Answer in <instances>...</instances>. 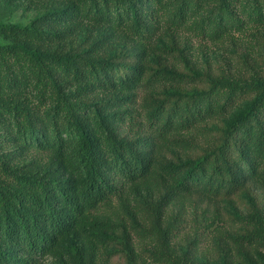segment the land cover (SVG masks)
<instances>
[{
	"label": "rangeland",
	"instance_id": "374dc122",
	"mask_svg": "<svg viewBox=\"0 0 264 264\" xmlns=\"http://www.w3.org/2000/svg\"><path fill=\"white\" fill-rule=\"evenodd\" d=\"M131 4L143 32L122 0H0V43L25 48L0 50V190L30 177L61 210L80 204L38 264H264V107L249 133L230 129L264 96V0ZM157 111L173 117L165 135L148 126ZM122 112L146 124L129 131ZM78 125L98 150L106 130L143 141L147 175L104 171L119 192L87 206Z\"/></svg>",
	"mask_w": 264,
	"mask_h": 264
},
{
	"label": "trees",
	"instance_id": "16d2710c",
	"mask_svg": "<svg viewBox=\"0 0 264 264\" xmlns=\"http://www.w3.org/2000/svg\"><path fill=\"white\" fill-rule=\"evenodd\" d=\"M123 4L130 5V14L135 22L137 30L144 31L140 25L139 15L135 7L132 6V0H122ZM25 49L19 43L1 44L0 50ZM33 53V52H27ZM207 92H203L205 95ZM264 107V96L259 95L252 106L241 115L233 124L231 130H242L250 132V116ZM206 112V111H205ZM199 103L193 102L192 119L195 116H203ZM137 113L122 112L119 120L126 121L129 131H139L146 124L140 120ZM148 126L153 128L161 135H165L172 130L174 120L171 115L166 118L161 117L160 112H156L148 118ZM189 121V118H186ZM80 139L81 162L92 173L86 188L82 191V199L89 207H94L98 202L103 201L119 190L115 182L104 174V171H110L111 174L119 175L127 181H135L138 178L147 175V166L143 162L144 158L134 149V145L143 144L141 140L133 143L125 142L110 134L109 139L105 140L100 149H96L95 143L89 134L81 126H76ZM109 141V142H108ZM134 144V145H133ZM146 159V158H145ZM202 158L198 161L195 168H191L186 175L193 176L194 169L201 168ZM225 170L230 175L225 185H235L241 183L240 174L232 170L229 165ZM220 172V170H217ZM18 186L23 188L19 192H9L0 190V203L2 207V216L0 217V235L6 242V247L0 246V264H38L36 254L44 251L48 245L55 243L56 239L65 231L71 229L77 220L81 211V206L74 196H66L68 207L61 210L54 205V200L50 199L49 190L44 184L33 180L30 177L18 178ZM37 184L39 191L45 193L48 210L36 213L34 207L41 205L38 195L33 191L34 185ZM33 208V210L31 209Z\"/></svg>",
	"mask_w": 264,
	"mask_h": 264
}]
</instances>
